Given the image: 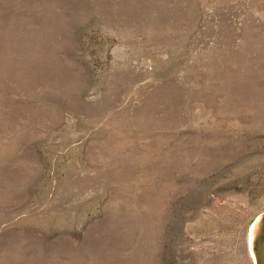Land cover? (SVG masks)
Segmentation results:
<instances>
[{"label":"rangeland","instance_id":"374dc122","mask_svg":"<svg viewBox=\"0 0 264 264\" xmlns=\"http://www.w3.org/2000/svg\"><path fill=\"white\" fill-rule=\"evenodd\" d=\"M264 0H0V264H258Z\"/></svg>","mask_w":264,"mask_h":264},{"label":"bare ground","instance_id":"6f19581e","mask_svg":"<svg viewBox=\"0 0 264 264\" xmlns=\"http://www.w3.org/2000/svg\"><path fill=\"white\" fill-rule=\"evenodd\" d=\"M251 251L258 264H264V216L260 217L250 229Z\"/></svg>","mask_w":264,"mask_h":264}]
</instances>
